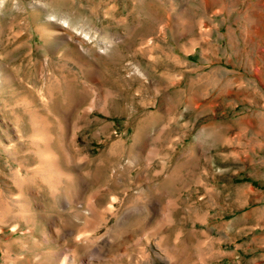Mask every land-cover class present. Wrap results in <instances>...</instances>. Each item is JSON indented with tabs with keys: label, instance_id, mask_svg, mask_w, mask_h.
<instances>
[{
	"label": "rangeland",
	"instance_id": "obj_1",
	"mask_svg": "<svg viewBox=\"0 0 264 264\" xmlns=\"http://www.w3.org/2000/svg\"><path fill=\"white\" fill-rule=\"evenodd\" d=\"M63 260L264 264V0H1L0 264Z\"/></svg>",
	"mask_w": 264,
	"mask_h": 264
},
{
	"label": "bare ground",
	"instance_id": "obj_2",
	"mask_svg": "<svg viewBox=\"0 0 264 264\" xmlns=\"http://www.w3.org/2000/svg\"><path fill=\"white\" fill-rule=\"evenodd\" d=\"M0 3H1V0H0ZM64 259V258H63ZM67 262V261H66ZM60 264H65V262H64V260L63 261H61V263ZM81 264V263H80Z\"/></svg>",
	"mask_w": 264,
	"mask_h": 264
}]
</instances>
